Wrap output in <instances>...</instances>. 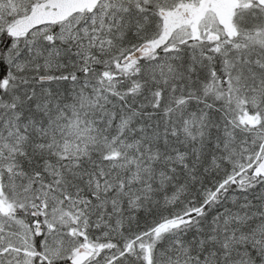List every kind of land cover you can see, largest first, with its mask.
<instances>
[{
	"label": "snow or ice",
	"instance_id": "6c2138e0",
	"mask_svg": "<svg viewBox=\"0 0 264 264\" xmlns=\"http://www.w3.org/2000/svg\"><path fill=\"white\" fill-rule=\"evenodd\" d=\"M0 264H264V0H0Z\"/></svg>",
	"mask_w": 264,
	"mask_h": 264
}]
</instances>
